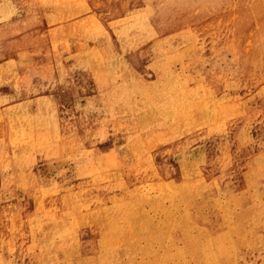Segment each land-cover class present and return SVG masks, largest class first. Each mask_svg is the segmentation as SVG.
<instances>
[{
    "label": "bare ground",
    "instance_id": "bare-ground-1",
    "mask_svg": "<svg viewBox=\"0 0 264 264\" xmlns=\"http://www.w3.org/2000/svg\"><path fill=\"white\" fill-rule=\"evenodd\" d=\"M0 2L2 10L6 3L31 12L40 5ZM212 3H199L196 16L175 12L191 0H113L102 7L105 13L90 17L96 27L86 22L77 28L66 23L69 16L92 5L60 0L52 9V18H67L60 19L63 43L57 53L43 49L34 59L51 80L66 59L85 65L105 98V127L116 133L118 147L102 158L100 174L73 192L56 185L48 172L50 160L65 148L62 123L52 119L40 128L30 119L4 128L0 248L16 249L13 264H264V141L250 137L258 115L264 118V31L256 32L248 51L252 31L239 30L235 72L202 73L203 45L194 40L185 46L182 39L188 34L184 25L199 24ZM157 14L165 16L163 25L147 36L136 20ZM198 30V36L208 35ZM260 131L264 138V120ZM33 147L43 148L47 157L37 176L20 161ZM38 182L43 193L64 199V211L49 224L50 235L42 233L40 219L32 224L25 214L6 213L2 202L3 192L18 202L19 192L35 193ZM24 239L39 247L38 257L24 248Z\"/></svg>",
    "mask_w": 264,
    "mask_h": 264
},
{
    "label": "rangeland",
    "instance_id": "rangeland-1",
    "mask_svg": "<svg viewBox=\"0 0 264 264\" xmlns=\"http://www.w3.org/2000/svg\"><path fill=\"white\" fill-rule=\"evenodd\" d=\"M38 1L40 5H37L39 9L36 12H31L30 7L27 8L26 5L21 6V4L17 5L16 8H10L6 3L4 9H0V14L7 12L5 15L0 16V136H4V128L7 126H13L14 124L25 125L30 119L32 124L40 128L46 126V123L52 119H55L58 123H62L65 134L62 144L64 143L65 148H60L61 154L58 159L55 157L50 160L53 164L48 172L51 173V177L56 185L69 189L72 188L71 191L73 192H80L86 187L81 181H91L100 174V162L104 160L102 158L110 150L113 151L118 147L116 145V133L105 127V122L109 119V108L105 103L102 93L95 90L93 81L87 75V68H83L85 65L77 66L78 64H75L72 59H66L64 68L58 74H55L54 78L56 80L54 79V81L51 78L47 79V75L44 74L45 69H40L41 64L37 60L35 61L34 55L37 56V53L43 52V49L49 53L54 51L57 53L59 51L60 45L63 43V35L59 32L62 29L61 27H63L62 25L65 24L63 21H60L61 17L54 19L50 14L53 13V8L56 9V5L60 0ZM83 1L92 6L88 7L86 11L70 15L69 17L72 18V21L70 22L68 19L66 23L70 24L71 27L75 26L74 28H77L80 26L79 24L83 25L86 22L89 25L88 27H96V23L94 22L96 19L90 18L93 16L92 14L94 12L105 13L102 7L114 5L113 0ZM225 1L212 0L214 6H210L207 9L206 15L201 16L202 19H200L201 21L199 20V24H177L187 27L188 34L182 39V43L185 46H188L194 40L196 42L199 41L198 43L203 45L204 58L199 69L206 75H212L214 72L223 73L226 70L227 72H230V70L231 72H235L237 65L234 61L240 52L237 45L239 30L249 29L252 31V35L245 42L247 45V48H245L249 49L248 51L252 49L256 34L259 31H264V0ZM202 2L203 0H191V5L188 8L175 10V12L178 13L180 11L179 14L191 13L200 16V4ZM214 3L218 5L216 6ZM14 11H16L15 14ZM11 12L13 13L10 14ZM210 13L213 14L211 15ZM218 16L219 18L217 19ZM152 17L150 16V18L145 19L146 21L143 17L136 20L137 26L147 36L151 32H156L163 25V20L165 19L163 14H157V16L154 15ZM66 19L62 17L61 20ZM203 19L205 20L203 21ZM88 27L87 29L90 30ZM198 28L202 31L207 30L208 35L205 37L198 36ZM203 28L205 29L203 30ZM211 28L213 29L209 31ZM216 31L225 32V37L217 35L218 32ZM215 46L218 48H215ZM82 47L85 48L86 46ZM217 53L222 54V56H218ZM113 55L116 54L113 53ZM184 63L189 65L190 62L184 61ZM178 67L185 66L184 64H178ZM187 69L191 71L192 65ZM39 72L40 75H38ZM227 91L232 94L234 93L232 89ZM26 107L29 109V113ZM263 120L262 115H258L250 133V137L253 140L264 141L260 131ZM91 122L94 123L91 124ZM100 124H103L101 128L99 127ZM79 147H81V150ZM42 152L43 148L33 147L25 156L21 157L20 161L27 166L29 174H33V176H37L40 170V172H44L43 169L46 166L45 159L47 157ZM6 164H8V160ZM136 171L139 175L141 174L140 169H136ZM34 190H36L35 193H27V191L19 192L20 197L18 202L12 198L10 193L4 195L5 192H3L2 202L5 212L12 211L18 215L25 214L26 219L32 224L40 219L43 224L42 233L50 235L49 224L52 217L61 215L64 211V199L56 193H43L44 190L40 189L39 182L38 187ZM33 195L35 197L34 202ZM23 246L32 258L39 256V247L34 244L31 245L27 239L23 240ZM3 252L0 248V264H13L15 260L14 256L16 257L14 255L16 254V249H12L7 253Z\"/></svg>",
    "mask_w": 264,
    "mask_h": 264
}]
</instances>
